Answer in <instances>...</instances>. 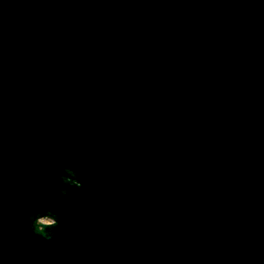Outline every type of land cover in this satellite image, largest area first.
<instances>
[{
    "label": "water",
    "instance_id": "1",
    "mask_svg": "<svg viewBox=\"0 0 264 264\" xmlns=\"http://www.w3.org/2000/svg\"><path fill=\"white\" fill-rule=\"evenodd\" d=\"M0 264H264V0H0Z\"/></svg>",
    "mask_w": 264,
    "mask_h": 264
}]
</instances>
